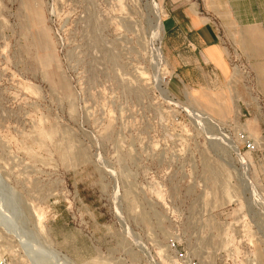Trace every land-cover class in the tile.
Listing matches in <instances>:
<instances>
[{"label":"rangeland","instance_id":"374dc122","mask_svg":"<svg viewBox=\"0 0 264 264\" xmlns=\"http://www.w3.org/2000/svg\"><path fill=\"white\" fill-rule=\"evenodd\" d=\"M150 4L0 0L10 264H264V37L184 85Z\"/></svg>","mask_w":264,"mask_h":264},{"label":"crops","instance_id":"0c3cea01","mask_svg":"<svg viewBox=\"0 0 264 264\" xmlns=\"http://www.w3.org/2000/svg\"><path fill=\"white\" fill-rule=\"evenodd\" d=\"M164 38L176 69L182 68L184 85L191 75L204 82L224 74L230 55L226 44L259 46L264 37V0H166ZM248 38H256L254 43ZM241 48V49H240Z\"/></svg>","mask_w":264,"mask_h":264},{"label":"bare ground","instance_id":"6f19581e","mask_svg":"<svg viewBox=\"0 0 264 264\" xmlns=\"http://www.w3.org/2000/svg\"><path fill=\"white\" fill-rule=\"evenodd\" d=\"M152 4V5H151ZM151 6L153 7V11H155V19H154V24H155V28H156V30H155V34L156 35H158V37L160 38V41L162 40V38H163V34H164V28H163V23H162V19H161V13H160V11H159V5L157 4V2L155 1V0H151ZM155 54H156V56H157V58L160 60V61H162L163 62V59H164V56H163V54H162V50L161 49H159V48H157L156 50H155ZM158 81H159V79H158ZM237 151H238V149H236ZM235 150V151H236ZM239 153V152H238ZM237 153V154H238ZM239 159H240V157H239ZM240 160H243V159H240ZM245 162V161H244ZM245 164V163H244ZM246 165V164H245ZM246 168H248V167H246ZM245 169V168H244ZM246 170V169H245ZM247 171H248V169H247ZM243 173H245V172H243ZM243 173H242V175H243ZM241 175V176H242ZM245 176V178H247L248 176H246V175H244ZM244 176H243V178H244ZM246 180H248V179H246ZM5 197V196H4ZM40 251V250H39ZM48 252H49V250H48ZM30 253V252H29ZM55 253V252H54ZM57 257H58V255H56ZM53 257V256H52Z\"/></svg>","mask_w":264,"mask_h":264},{"label":"built area","instance_id":"2783aa9c","mask_svg":"<svg viewBox=\"0 0 264 264\" xmlns=\"http://www.w3.org/2000/svg\"><path fill=\"white\" fill-rule=\"evenodd\" d=\"M245 148L248 151H252V150H254V145L251 142L248 141V142L245 143ZM262 213L264 214L263 211H262ZM0 264H10V263L8 262V260H7L6 257H4L3 255L0 254ZM184 264H192V263L191 262L184 261Z\"/></svg>","mask_w":264,"mask_h":264}]
</instances>
